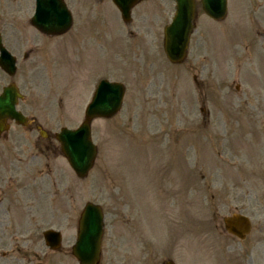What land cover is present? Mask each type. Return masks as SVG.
<instances>
[{"label":"rangeland","instance_id":"rangeland-1","mask_svg":"<svg viewBox=\"0 0 264 264\" xmlns=\"http://www.w3.org/2000/svg\"><path fill=\"white\" fill-rule=\"evenodd\" d=\"M195 5L180 64H170L163 52L173 0L142 1L129 24L104 5L93 50L78 54L66 37L40 41L37 114L45 131L77 127L103 78L123 83L125 95L114 117L92 122L98 155L85 178L58 151L47 157L28 145L21 150L14 141L0 142V163L32 159L39 166L33 220L39 245L45 229L59 230L62 251L73 257L80 213L93 203L104 215L100 264H232L245 262L255 246L264 250V59L262 78L240 59L244 40L264 31V0H228L220 21L208 18L199 0ZM31 10L33 0H0V22L5 16L31 17ZM3 175L24 173L8 167ZM144 211L164 214L153 236L125 227ZM232 213L251 222L243 241L223 230V217ZM18 215H12L14 222ZM52 256L56 262L59 256ZM68 264L77 263L71 258Z\"/></svg>","mask_w":264,"mask_h":264},{"label":"flooded vegetation","instance_id":"flooded-vegetation-1","mask_svg":"<svg viewBox=\"0 0 264 264\" xmlns=\"http://www.w3.org/2000/svg\"><path fill=\"white\" fill-rule=\"evenodd\" d=\"M64 2L68 7L82 8L78 10V13L85 15L72 16L70 28L62 36H47L39 32L31 24V19L26 16H5L0 22L2 43L16 57V70L12 76L0 69V95L7 90L8 98L16 99L15 109L26 118L24 127L7 119L5 121L7 132L2 134V139L8 138L14 141L21 150L23 146L28 145L34 150L38 149L47 157L50 153L55 154L58 146L54 133L41 131L42 124L37 114L41 64L36 55L39 54L40 41L49 44L53 40L66 37L67 47L70 50L79 49L78 54L96 49L95 38L103 22L100 8L104 5H111L110 0H64ZM89 7L97 9L95 15H87L91 12ZM242 51L240 59H245L250 67L258 70L259 73L264 59L260 56V53L264 54V31L253 38L251 45H243ZM248 51H250V56L247 55ZM40 138H43V142ZM31 161H21L17 165L19 171L27 173L35 164L34 160L31 159ZM33 170L34 180L31 182H28L27 175L9 176L5 177L7 179L5 180L0 172V264H68V260L71 259L68 251L64 250L56 262L49 260V258L53 259V256H47L48 253L41 251L38 242V226L37 228L33 226L34 214L38 208L37 199L34 196V183L40 172L39 166L35 164ZM17 182L23 185L15 187L14 184ZM9 189L13 191L9 193L7 191ZM17 190H22L21 194ZM16 211H19L20 219L14 222L12 215H15ZM168 231L169 228L165 231V238ZM60 252L61 249L58 253ZM131 252L133 256L136 255L134 244ZM171 253L172 250L168 256ZM263 254L262 247L255 246V249L246 256L248 259L245 262L238 261L241 263L233 262L232 264H264ZM169 260L166 259V261Z\"/></svg>","mask_w":264,"mask_h":264},{"label":"water","instance_id":"water-1","mask_svg":"<svg viewBox=\"0 0 264 264\" xmlns=\"http://www.w3.org/2000/svg\"><path fill=\"white\" fill-rule=\"evenodd\" d=\"M118 4L122 18L127 21L129 12L136 0H114ZM175 15L172 22L164 30V51L169 61L180 62L185 56L189 33L192 29L194 15L193 0H174ZM202 9L207 16L218 20L226 13V0H201ZM36 15L38 25L50 32L48 27L60 22L63 14L54 4L48 7L47 0H36ZM130 4V5H129ZM67 24V23H66ZM0 65L5 68L4 62L12 64L11 58L0 44ZM6 69V68H5ZM124 88L117 83L101 81L98 85L91 103L85 110V121L76 130L62 129L57 135L61 148L70 166L75 173L83 177L92 166L96 154L95 147L90 141L89 122L95 117L113 116L121 106ZM0 112L11 113V116L20 120L19 114L13 111L12 106H7L0 100ZM226 230L243 239L249 231V221L246 217L234 214L223 219ZM102 214L99 207L87 204L80 216L78 223V238L73 248V254L80 264H95L99 253V240L101 236ZM52 235V236H51ZM45 238L53 239V233H45Z\"/></svg>","mask_w":264,"mask_h":264},{"label":"bare ground","instance_id":"bare-ground-1","mask_svg":"<svg viewBox=\"0 0 264 264\" xmlns=\"http://www.w3.org/2000/svg\"><path fill=\"white\" fill-rule=\"evenodd\" d=\"M116 42L119 44V43H120V39L117 38V39H116ZM218 107H219L220 109L224 110L225 107H226V101H225V100H221V101H219Z\"/></svg>","mask_w":264,"mask_h":264}]
</instances>
